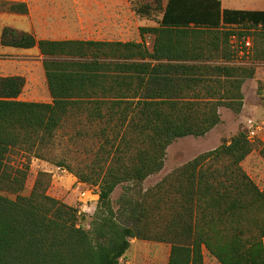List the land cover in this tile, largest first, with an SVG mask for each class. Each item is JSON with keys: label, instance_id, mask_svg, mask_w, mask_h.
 I'll return each mask as SVG.
<instances>
[{"label": "trees", "instance_id": "trees-1", "mask_svg": "<svg viewBox=\"0 0 264 264\" xmlns=\"http://www.w3.org/2000/svg\"><path fill=\"white\" fill-rule=\"evenodd\" d=\"M144 1L136 13L161 18L139 29L141 42L37 39L2 29L1 47L38 50L51 103L18 100L25 78L0 76V264H119L132 240L168 245L167 264H205L206 256L264 264V190L242 167L255 147L248 133L143 189L173 142L206 136L222 108L240 114L242 87L264 63V10L222 9L220 0ZM0 12L29 11L0 0ZM248 38L250 65L237 64ZM64 137L83 155H57ZM31 157L97 188L87 230L78 209L48 195L51 173L38 171L25 194Z\"/></svg>", "mask_w": 264, "mask_h": 264}, {"label": "rangeland", "instance_id": "rangeland-1", "mask_svg": "<svg viewBox=\"0 0 264 264\" xmlns=\"http://www.w3.org/2000/svg\"><path fill=\"white\" fill-rule=\"evenodd\" d=\"M2 1L26 3L29 12L24 16L0 12V34L4 27L9 26L29 30L37 39L141 42L139 29L155 27L161 18L160 15H155L147 19L136 13V9L146 3L144 0ZM166 1L164 0V3ZM253 10H262V0L257 1ZM248 40L252 47V40ZM146 42L150 44V38H147ZM233 45L241 48V44L236 41H233ZM250 53L251 48L246 51L241 48L237 64L250 65ZM42 60L36 48L22 51L0 46V76L24 77L26 84L22 98L43 101L47 87ZM259 88L263 90L262 93H259ZM242 92L243 109L239 115L222 108L219 111L221 123L206 136L186 137L173 142L166 151L162 171L148 178L143 183V189L152 187L198 155L228 142L238 132L248 133L251 126L256 127V123L264 124V63L255 64V76L244 83ZM67 134L72 133L68 131ZM249 139L255 147L242 167L261 190H264V160L260 155V149L264 145V125L256 132L254 138ZM58 143L59 147L55 151L57 155L66 154L67 149H70L72 154L83 155V149L70 146L66 137ZM29 169L30 177L25 194L29 193L38 171L51 173L52 182L48 195L78 209L85 217V221L80 224L87 230L98 201L97 188L79 183L74 175L33 157L30 158ZM121 192L120 187L116 188L111 196L113 203ZM169 249L165 244L132 240L130 249L120 259L119 264H167ZM205 264L217 263L206 256Z\"/></svg>", "mask_w": 264, "mask_h": 264}, {"label": "crops", "instance_id": "crops-1", "mask_svg": "<svg viewBox=\"0 0 264 264\" xmlns=\"http://www.w3.org/2000/svg\"><path fill=\"white\" fill-rule=\"evenodd\" d=\"M257 1H259V0H226V2H225V0H220L222 9L245 10V11H263L264 10V0H262V10H253ZM230 5H232V7ZM234 6H236L237 8H235ZM20 30L31 33L29 30H24V29H20ZM246 41H249V40H246ZM22 51H28V50H22ZM18 100L23 101V102L51 103V98H50L48 90L46 91V96H45L43 101L26 100V99L22 98V94L20 95Z\"/></svg>", "mask_w": 264, "mask_h": 264}, {"label": "built area", "instance_id": "built-area-1", "mask_svg": "<svg viewBox=\"0 0 264 264\" xmlns=\"http://www.w3.org/2000/svg\"><path fill=\"white\" fill-rule=\"evenodd\" d=\"M245 47L248 49L249 47H250V42L249 41H246L245 42ZM262 125H264V124H262ZM262 125H259V123H256V127H253V126H251L250 127V132H248L249 134H248V138H254L255 136H256V132L258 131V130H261L262 129Z\"/></svg>", "mask_w": 264, "mask_h": 264}]
</instances>
